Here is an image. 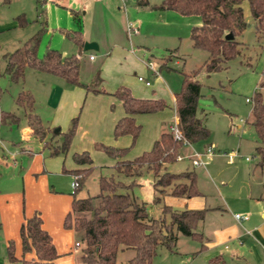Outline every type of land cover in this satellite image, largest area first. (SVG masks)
I'll use <instances>...</instances> for the list:
<instances>
[{
    "label": "rangeland",
    "instance_id": "obj_1",
    "mask_svg": "<svg viewBox=\"0 0 264 264\" xmlns=\"http://www.w3.org/2000/svg\"><path fill=\"white\" fill-rule=\"evenodd\" d=\"M136 1L0 0V110L12 111L20 115L22 108L13 103L15 94L19 90L34 93L36 98L33 103V112L38 118L40 115L41 120L40 118L39 120L44 130L41 137L36 136L44 140L49 147L61 140L62 132L67 128L69 120L64 129L54 133L53 128L57 126L49 125L50 114L39 103L43 94L42 88L47 89L51 86L50 81L56 80V77L48 72L25 68L21 79L11 81L2 71L1 55L20 46L26 38L36 32L40 37L36 49L37 58L41 57L46 46L56 49L62 55L76 54L77 50L78 55L87 53L89 50L77 47L62 33L63 30L76 28L68 11L72 9L78 17L83 36L94 37L99 41L97 50H91L95 54L93 61L83 56L78 58L77 80L80 83L89 84V89L85 90L77 86L86 94L80 98L73 114L76 116L74 129H76L77 138L73 143L69 142L65 151L67 152L66 162L71 159L72 153L85 151L88 154L92 168L75 195H92L97 192L99 175L111 174L113 179L124 183L133 178L115 172L111 167L113 159L98 148L99 144L127 147L122 158L130 159L150 147L152 141L148 148L139 146L154 127L155 121L158 123L155 129L156 137L159 131L167 129L168 124L175 122L173 107H170L171 104L163 99L166 106L161 109L159 118L147 117L146 120L134 121L140 128L133 140L128 134L114 137L112 126L109 131L106 130L101 120H98V116H95L99 104L97 97H91L98 96L92 95L96 93L90 88L98 89L99 78H102L100 69L107 75L113 72L124 73L126 81L133 86L132 90L138 93L144 90L143 79H146L150 83L146 90H156L160 87L166 98H169V93L179 88L182 72L193 74L192 77L199 83L195 111L197 115H203L208 135L205 139L181 144L177 151V155L181 158L162 163L158 172L192 170L195 173V186L202 194L193 199L192 205L198 208L218 206L224 210H205L203 218L195 224L194 229L207 238L205 242L202 238L177 233L174 247L171 250L158 247L149 264H208V260L214 255L222 257L223 264H239L229 258L234 250L240 251L243 258L242 264L244 261L246 264H264L262 252L258 248L251 247L246 238L243 236H238L236 239L216 237L213 230L216 229L215 225H218L222 228L234 226L239 231L240 225L246 226V222L238 224L232 219V213L248 214L251 207L247 196L259 191L262 195L264 194V189L261 188L264 175L259 173L260 168L256 165L257 157L253 151L257 141L248 121L251 97L258 89L257 83L264 65V38L254 32L247 2L246 0L240 2L245 26L235 37L240 42L238 53L226 62L224 68L206 73L202 67L206 57L205 51L192 47L188 38L190 26L198 24L199 17L194 14L181 15L173 10H159L151 7L160 0H145V5L137 4ZM126 21L135 24L136 32H126ZM129 46L133 52L129 53V56H123V50H128ZM104 51L108 53L107 57L102 54ZM148 60L153 61L157 66L160 64L156 74L159 80L144 65L143 62ZM96 67L98 72H95ZM136 76H140L142 80H137ZM259 90L264 97L263 89L259 88ZM244 98L248 100L245 101ZM110 108L119 109V105L112 100ZM14 131L15 128L12 125L10 129L0 125V141L11 138ZM140 134L142 139L137 138ZM207 145L210 146L212 153L201 157L202 164L192 165L191 158H187V155L192 150L202 151ZM230 151L236 155L232 161L226 158V153ZM244 157H247V160H244ZM71 162L72 167H76L72 160ZM7 174L9 171H4L0 167V176L5 177ZM151 180V172L142 167L141 173L134 177L135 184L126 190L136 201L144 203L148 216L156 217L160 213L162 204L175 210L184 208L183 197L161 194L157 201H153L156 193L150 191ZM62 186L65 192L71 190L69 183ZM68 197L69 202V194ZM75 239L74 235L73 240ZM73 240L66 256L75 263L78 251L74 249L78 247L73 246ZM124 257L125 252L118 250L114 264H124Z\"/></svg>",
    "mask_w": 264,
    "mask_h": 264
},
{
    "label": "trees",
    "instance_id": "obj_2",
    "mask_svg": "<svg viewBox=\"0 0 264 264\" xmlns=\"http://www.w3.org/2000/svg\"><path fill=\"white\" fill-rule=\"evenodd\" d=\"M37 1V0H35ZM42 1V0H41ZM242 0H160L151 5L154 9L173 10L181 15L194 14L199 23L191 25L188 38L191 46L205 51L206 57L202 67L206 73L225 67L226 62L238 53L240 42L235 39L244 28L240 2ZM137 4L145 5V0H137ZM249 14L253 20V29L258 36L264 38V0H246ZM76 24L73 30L62 33L73 43L82 45L80 39L79 20L73 10L69 9ZM45 24V21H43ZM229 32L230 38H224ZM36 32L26 38L20 46L10 52L2 53L3 73L11 80L21 79L23 70L31 68L51 73L62 78L66 83L80 86L88 90L89 84L77 80L78 59L75 54L62 55L56 49L45 47L40 58L36 57L39 41ZM160 64L157 66L159 67ZM193 73V72H192ZM193 74L181 73L179 88L173 92V108L176 115V126L181 137L192 143L205 139L208 129L204 125L203 115H197L195 103L199 96V83ZM257 88L251 97L249 124L252 126L257 144L253 147L257 157L256 165L264 175V72L261 73ZM92 92H104L102 89L90 88ZM119 100L123 114L117 117L112 125L114 137L128 134L133 140L140 126L134 122V114L153 113L166 105L158 97L133 96L128 87L120 85L110 93ZM264 95V94H263ZM13 101L22 108L26 125L30 133L44 134L38 116L33 112V100L27 90H19ZM18 116L9 111L0 110V122L14 124ZM76 116L69 119L67 128L62 132L58 143L50 147V153H64L72 137ZM59 132V131H57ZM180 140L172 138L167 129L159 131L147 150L130 159L122 158L127 147H112L99 144L98 148L113 159L111 167L125 177H133L129 182L113 179L112 175L97 177V192L92 195L76 196L83 181L92 168L91 159L85 151L71 154L76 167L65 170L72 174L76 186L71 190L69 210L64 214L62 225L71 228L77 242L76 264H114L118 250L129 249L132 254L124 264H149L158 247L171 250L174 247L176 234L201 238L194 229L202 219L204 208H183L175 210L162 204L156 217L147 215L143 202H138L127 193V189L135 184L134 177L141 173L142 167L151 172V187L156 195L168 194L175 197H191L198 195L195 186V173L192 170L179 172H158L162 163L175 160ZM264 189V181L262 182ZM165 188L167 190L165 191ZM123 189L124 191H118ZM264 201V196L262 197ZM21 250H32L33 257L20 259L19 264H55L56 252L50 237L40 226V219L32 213L20 223L18 228ZM202 245V244H201ZM7 258L15 260L11 247L7 246ZM222 264L219 256H213L208 264Z\"/></svg>",
    "mask_w": 264,
    "mask_h": 264
},
{
    "label": "crops",
    "instance_id": "obj_3",
    "mask_svg": "<svg viewBox=\"0 0 264 264\" xmlns=\"http://www.w3.org/2000/svg\"><path fill=\"white\" fill-rule=\"evenodd\" d=\"M80 39L81 42L94 41L96 43L95 50H97L99 47V41L96 38L90 36L84 37L81 33V30ZM75 45L77 47L79 46L78 44ZM123 51V56H129V53H132L133 49L129 46L128 50L125 49ZM76 52L77 53L75 55L77 59L82 56L86 58L88 54L93 55V58H87L88 60L93 61L95 59V54H93L91 50H89L87 53L79 55L78 50ZM102 54L105 57L108 56L106 51H104ZM153 64L158 70L157 65L154 62ZM98 71V67H96L95 72ZM48 74L56 77V80L53 79L50 81V84L52 85L47 89L42 88L41 91L43 94L42 98L39 100V103L42 104L43 109H46V112L50 114L48 117L49 125L51 127L57 126L58 130H61L67 126L68 120L73 116L76 108L78 107L80 98L82 95L85 96L86 93H83L81 88L66 83L62 78L51 73ZM100 74L102 78L98 77L100 81L97 88L102 89L104 92H98L96 94L93 93L92 95L98 96L91 97H97L96 99L99 106H97L95 116H98V120H101L108 131L113 125L115 119L123 114L119 100L110 94L113 92V90H115L116 87L120 85L127 87L129 86L128 89L133 94V96L158 97L162 100L165 99L166 102L171 104L170 107H173V92H171V94L169 93L170 99L166 98L164 91L160 89V87L156 90H146V87L150 86L149 83L148 85L143 84V87H145L144 90L142 93H138L132 90L133 86L128 83V81H126L124 73L122 74L121 72H113L107 75L102 71V69H100ZM153 76L156 75L153 74ZM156 77L158 80L160 79L158 75ZM31 97L34 103L36 98L35 94L31 93ZM112 100L116 101L117 105H119V109L114 108V110H112L110 108V103ZM92 110L94 111L95 108L93 107ZM160 112L161 110L153 113L134 114L133 120L138 122L141 120H146L147 117L157 119L159 118ZM17 116L18 120L14 124L0 122V125H3L8 129H10L11 125L15 128L14 135L11 138L9 137V139H5V141H0V167H2L4 171H9V174H7L5 177L0 176V264H19L20 259H30L33 257V252L31 249L24 252L21 250L20 238L18 235L20 223H22L24 219L29 217L32 213H36L38 215L40 219V226L50 237V241L56 252L53 262L55 264H76V261L75 263H72L66 256V252L70 250L74 233L71 228H64L62 225L64 214L69 210L70 200L68 202V194L71 199V190L65 192V189H63L64 187L62 185L69 183L70 187V181L72 179V174L64 171L63 169L69 170L73 168L71 159H69L67 162L65 161V155L67 152L57 154L50 153V147L44 143V140H41L36 135L30 133V129L26 125L23 112ZM173 117L174 121L176 122L174 108ZM39 118L41 120L40 115ZM157 124V121H155L154 127L150 130V133H148L147 136L143 138L144 142L142 144L140 143L139 147L148 148L150 142L156 138L155 129ZM140 136L142 135L140 134L137 138H140ZM76 138L77 133L76 129H74L70 142L73 143ZM77 148L81 149L80 147ZM191 153L187 155V158H191ZM202 156L203 155H201V157ZM244 160H247V157H244ZM259 173H262L260 169ZM150 188V191L153 193L151 184ZM261 188H263L262 183ZM198 192V195L187 198L183 197L184 208H198V206L195 207L192 205V202L194 201L193 199L202 195L200 191ZM263 196L264 194L262 195V192L260 191L254 194L250 193L247 196L250 201L249 206L251 207V211L248 214L243 213L246 215L245 219L238 221L235 220L231 215L232 219L238 224L243 221L246 222V226L240 225V230L237 231L236 227L234 226L230 228H222L221 226L218 227V225H215L216 229H213L214 236L222 238L226 237L227 239L230 237L236 239L238 236H243L248 240L251 247L258 248L262 252L264 258ZM224 204L226 206V203ZM202 208L208 211L213 209L218 211L224 210L218 206H202ZM199 233L201 234V232ZM201 238L203 242L207 240V238L202 236V234ZM74 242L75 240H73V246H75ZM7 246L11 247V253L15 260H9L7 258ZM76 250L77 249H74V251ZM120 251L125 252V261L132 254L131 250L129 249ZM229 258L236 263L242 264L241 261L243 258L239 250L232 251L229 255ZM243 264H246V262L244 261Z\"/></svg>",
    "mask_w": 264,
    "mask_h": 264
},
{
    "label": "built area",
    "instance_id": "obj_4",
    "mask_svg": "<svg viewBox=\"0 0 264 264\" xmlns=\"http://www.w3.org/2000/svg\"><path fill=\"white\" fill-rule=\"evenodd\" d=\"M122 1V0H121ZM125 28H126V32H136V26L131 22V21H126L125 22ZM88 59H92L93 55L92 54H88L87 56ZM144 65L152 72V74H157V68L154 66L153 62L148 60L144 62ZM261 72H264V65L261 68ZM137 80H142V78L140 76H136ZM143 84L144 85H148L149 82L146 79H143ZM245 101H247V98H244ZM167 130L169 131V133L171 134L172 138L175 140H180L182 144H188L182 137L181 134L176 126V122H173L172 124H168ZM212 153V150L210 148V146H206L204 147V149L199 152V151H195L193 150L190 157H191V164L192 165H200L202 164V160H201V155L203 156H209ZM235 157V153L233 151H230L229 153H226V158L228 161H232L233 158ZM175 158H180L179 155H176ZM246 158V157H245ZM76 186V181L73 179H71L70 181V188L71 190ZM233 218L235 220H243L246 218L245 214H238V213H233L232 214ZM74 245H77V242H74Z\"/></svg>",
    "mask_w": 264,
    "mask_h": 264
},
{
    "label": "water",
    "instance_id": "obj_5",
    "mask_svg": "<svg viewBox=\"0 0 264 264\" xmlns=\"http://www.w3.org/2000/svg\"><path fill=\"white\" fill-rule=\"evenodd\" d=\"M230 37H231V34L229 32H227L224 35V38H230ZM81 49L82 50H95L96 43L94 41H82ZM57 131H58L57 127L53 128L54 133H56Z\"/></svg>",
    "mask_w": 264,
    "mask_h": 264
}]
</instances>
